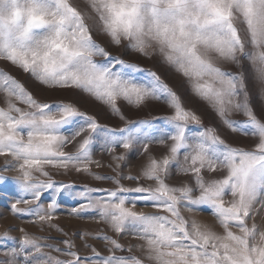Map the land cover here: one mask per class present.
Returning a JSON list of instances; mask_svg holds the SVG:
<instances>
[{
    "label": "snow or ice",
    "instance_id": "6c2138e0",
    "mask_svg": "<svg viewBox=\"0 0 264 264\" xmlns=\"http://www.w3.org/2000/svg\"><path fill=\"white\" fill-rule=\"evenodd\" d=\"M5 4L0 60L28 73L31 84L0 71V157L12 161L0 172L19 173L11 181L0 175V207L43 230L70 200L69 215L88 213L115 238L91 236L104 252L85 239L81 247L91 255L82 256L73 238L57 247L5 234L0 264H264V231L248 224L257 204L264 210V0H90L93 15L72 0ZM133 53L186 78L210 125L159 72L124 58ZM153 144L163 149L158 158ZM96 152L115 162L108 165L113 175L91 171L104 167ZM133 152L147 155L136 175L124 172ZM69 171L111 187L53 179ZM138 204L157 211L137 212ZM205 206L218 225L182 215ZM125 235L142 243L126 247ZM137 247L142 256L130 255Z\"/></svg>",
    "mask_w": 264,
    "mask_h": 264
},
{
    "label": "rangeland",
    "instance_id": "374dc122",
    "mask_svg": "<svg viewBox=\"0 0 264 264\" xmlns=\"http://www.w3.org/2000/svg\"><path fill=\"white\" fill-rule=\"evenodd\" d=\"M75 6L78 7V10H80L82 13L86 15H93V10L91 9L90 0H72ZM4 6L5 5H0ZM91 23V21H88ZM97 42L100 41V37L97 36ZM112 51L115 53L117 50L112 49ZM151 56V53H149ZM126 60L129 61H138L139 64L145 68H149L153 71H157L161 74L162 79H164L167 83H169L170 86L174 88V90L178 91V93L183 97L185 101V106L189 109H192L197 112V114L203 115V124L205 126L210 125V117L207 113V105L205 102L201 101L193 92L189 90V85L186 83V78L175 74L174 72H171V70L162 67L157 60L155 59H143L137 54L133 53L130 56L124 57ZM223 67L227 71H233L235 72L236 69L233 68L230 65H223ZM0 71L7 72L17 80L26 83L31 84V81L29 79V74L22 72L17 67L11 65L9 62H5L4 60H0ZM67 96L71 97L74 94L73 93H67ZM5 98L4 94L0 92V107H5ZM82 110L87 108L89 111H91V108L87 105H81ZM156 114V113H154ZM234 119H240L239 116L233 117ZM193 127L190 125V128ZM139 147V146H138ZM66 150H72L74 149L69 146ZM149 150L152 155L156 156L157 158L162 154L163 149L160 148L158 145H150ZM118 152H123L122 149H118ZM5 159H8L9 162L11 161V157H0V168H3L5 164ZM94 159L101 160V163L104 165V167H96L91 166V171L95 173H99L102 175H113L112 169L108 167L110 163L114 164L115 162L111 161L110 157L107 155H104L100 152H96L94 155ZM181 162H183V157H180ZM147 162V155H141L138 152H133L132 155L129 157L127 165L124 166V172L127 174L136 175L140 172L141 167L143 164ZM123 164V162H121ZM62 171V170H61ZM172 171L174 175L176 174V166L173 165ZM0 175H3L5 177H8L11 181L12 178L19 175L18 171L16 170H8L0 172ZM40 179H45V177H40ZM53 179L57 181H63L65 183H75L77 185H89L92 187H111V184L109 181H99L93 179L91 176L83 174V173H76L74 171H69L66 174H56L53 173ZM170 184L177 183V179H172L168 181ZM125 187H135V183L132 181L125 180L122 182ZM141 183L147 185L151 183L150 181H141ZM226 199H230V196L226 197ZM18 207H25V205H17ZM47 205L45 204V207ZM74 206V202L70 200H66L62 205L60 210L55 214V218L52 221V227H45L43 230H41L39 226L38 221H30L28 218H18L17 216L13 215L11 212L8 211L6 207H0V236H4L5 234L15 237L17 241H19L25 233H27L29 236L34 237H40V243L41 244H55L57 247H64V245L59 244L58 241L62 239L67 238H73L75 240V244L77 248L79 249L80 255H91V252L88 249H85L81 247L83 241L86 239L88 244L93 245L97 250L104 252V242L99 240H94L91 238L93 235H103L106 234L110 237H114V234L110 228V226L105 223L104 221L89 216L88 213L84 214V218H77L75 216L69 215V211L71 207ZM131 207V205H129ZM260 205H256V211L253 212V217L248 221L249 226H251L253 223L258 225L262 231H264V210H260ZM135 211L137 212H155L157 211L154 208L146 207L143 205L138 204L135 208ZM182 215L186 218L191 220H195L198 223L202 225H218V222L216 221L215 217L210 214V210L205 206L200 211H189L187 209H182ZM56 227L61 228L64 232H67L69 234L68 237L61 236L59 232H57L55 229ZM20 229H23L24 231L21 232ZM83 231L88 236L85 237H75L73 234ZM217 232L222 233V228L219 226L216 227ZM233 232H238V229L233 228ZM47 237H55V240L53 239H45ZM122 244H124L126 247L129 245H137L139 246L142 242L137 240L133 235H125L123 239L120 240ZM77 248H74L73 250L76 251ZM43 251L50 252L53 256H59L61 259L65 258L63 256H60L59 253L52 251L49 248H44ZM107 254V253H105ZM118 255L120 253H117ZM133 256H142V253L138 250V247L133 252L129 253ZM5 258V253L0 252V260ZM145 264H148L147 261H145Z\"/></svg>",
    "mask_w": 264,
    "mask_h": 264
}]
</instances>
